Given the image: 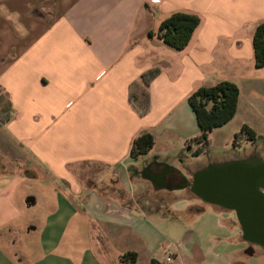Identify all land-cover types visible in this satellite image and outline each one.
Instances as JSON below:
<instances>
[{
    "label": "crops",
    "instance_id": "0c3cea01",
    "mask_svg": "<svg viewBox=\"0 0 264 264\" xmlns=\"http://www.w3.org/2000/svg\"><path fill=\"white\" fill-rule=\"evenodd\" d=\"M175 12L200 19L181 50L148 34ZM261 22L264 0H0V264H121L128 251L134 264H261L249 258L264 251L230 248L245 241L232 221L211 219L221 233L182 259L165 253L151 221L184 199L176 191L191 192L166 188L164 173L187 181L209 165L262 159L194 164L183 149L199 134L188 95L220 81L237 86V108L211 145L243 125L261 140L264 67L254 66L252 45ZM153 66L161 72L140 116L129 83ZM143 132L153 145L133 158Z\"/></svg>",
    "mask_w": 264,
    "mask_h": 264
},
{
    "label": "trees",
    "instance_id": "16d2710c",
    "mask_svg": "<svg viewBox=\"0 0 264 264\" xmlns=\"http://www.w3.org/2000/svg\"><path fill=\"white\" fill-rule=\"evenodd\" d=\"M199 17L193 14L175 12L163 19L156 30H150L149 36H156L167 46L183 49L199 24ZM254 52V66L264 67V22L258 23L252 34ZM161 72L159 66L143 70L138 79L129 83V102L135 111L144 116L150 107L149 84ZM238 88L230 81H220L211 86H201L191 92L187 101L193 111L199 134L184 142L183 149L192 155H199L211 146L210 133L213 129L226 124L235 114L237 108ZM256 134L248 126L243 125L234 134L232 143L240 145L244 141L252 142ZM153 145V136L143 132L135 137L131 143L129 154L136 158L146 154ZM242 233V232H241ZM263 248V247H262ZM137 259L136 252L128 251L120 256L121 264H134ZM149 264H177L151 258Z\"/></svg>",
    "mask_w": 264,
    "mask_h": 264
},
{
    "label": "rangeland",
    "instance_id": "374dc122",
    "mask_svg": "<svg viewBox=\"0 0 264 264\" xmlns=\"http://www.w3.org/2000/svg\"><path fill=\"white\" fill-rule=\"evenodd\" d=\"M231 126H233V124L224 126L221 130L217 129L215 131L218 132L215 133L217 134L220 132L221 134V131H229ZM215 133L210 136L211 139L216 136ZM258 135L261 140L256 143L244 141L240 145L234 146L232 144L233 135L230 134L223 144L212 143L211 147L203 154L198 156L186 154L185 156L194 164L216 160V158L217 160H230L255 153L259 154V156L264 159V131H260ZM182 168L183 174L187 175V167L182 166ZM178 193H181V196L184 199L172 202L169 205L165 204L161 206L158 214H153L151 217V221L156 225L159 235L163 238L162 244L166 249L165 253L174 252L177 254L178 259H182L183 255L190 254L189 250L193 244H197L199 247H206L209 244L206 238H209L210 236L212 237V234L218 235L216 233H221V229L210 230L213 227L210 223L213 218L232 221L234 227L230 228V233L232 235L235 233L237 235L239 233L240 226L237 222L234 210H218L214 205L201 201L187 190L176 191V194ZM193 206L202 208L204 212H201L200 214L191 212L190 208ZM245 241H239L238 239L239 244L237 246L232 245L230 248L245 249L247 245H250L256 249L264 251V248L259 245ZM249 259L250 262L255 261L256 263L259 262L264 264L263 256ZM179 264H186V262L182 259L179 261Z\"/></svg>",
    "mask_w": 264,
    "mask_h": 264
},
{
    "label": "water",
    "instance_id": "95a60500",
    "mask_svg": "<svg viewBox=\"0 0 264 264\" xmlns=\"http://www.w3.org/2000/svg\"><path fill=\"white\" fill-rule=\"evenodd\" d=\"M186 187L206 202L234 210L243 238L264 248V160L230 161L197 171Z\"/></svg>",
    "mask_w": 264,
    "mask_h": 264
},
{
    "label": "flooded vegetation",
    "instance_id": "af4514ba",
    "mask_svg": "<svg viewBox=\"0 0 264 264\" xmlns=\"http://www.w3.org/2000/svg\"><path fill=\"white\" fill-rule=\"evenodd\" d=\"M253 159H255V158H253V157H246L245 159H243V161H247V162H249V161H252ZM237 162H242V161H237ZM160 172L161 171H159L158 172V174H156V177H158L159 178V176L161 177V174H160ZM163 174V173H162ZM163 177V184L166 186V188H168V189H170L171 187H174V186H182V187H184V188H187L186 187V179L183 177V176H181V175H171V174H169V173H164V175L162 176ZM158 181L159 182H161V180L160 179H158ZM263 192H264V190H263ZM194 196H196V195H194ZM197 198H199L198 196H196ZM201 201H203V202H206L205 200H203V199H201V198H199ZM224 208V207H223ZM226 209V208H225Z\"/></svg>",
    "mask_w": 264,
    "mask_h": 264
},
{
    "label": "built area",
    "instance_id": "2783aa9c",
    "mask_svg": "<svg viewBox=\"0 0 264 264\" xmlns=\"http://www.w3.org/2000/svg\"><path fill=\"white\" fill-rule=\"evenodd\" d=\"M166 262H171V256H167L166 259H165Z\"/></svg>",
    "mask_w": 264,
    "mask_h": 264
}]
</instances>
